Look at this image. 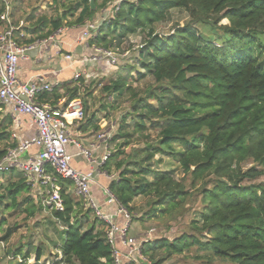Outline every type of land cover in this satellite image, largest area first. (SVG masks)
<instances>
[{
	"label": "trees",
	"instance_id": "16d2710c",
	"mask_svg": "<svg viewBox=\"0 0 264 264\" xmlns=\"http://www.w3.org/2000/svg\"><path fill=\"white\" fill-rule=\"evenodd\" d=\"M91 1L54 0L57 17L23 26L34 36L24 42L48 39L66 26L94 23L97 13L115 0H94L95 9ZM121 1L98 35L88 38L89 45L113 51L139 31L146 37L135 55L137 63L126 65L103 88L116 100L129 96L131 107L117 126L114 150L102 171L114 176L110 191L131 221L144 229L153 220L168 231L178 227L172 237L154 235L144 243L143 256L150 264L186 253L192 264H264V184H252L264 176V0ZM5 8L0 0V29L8 28L1 21ZM175 9L185 11L190 22L160 36L156 25ZM134 72L136 80H152L141 92L130 82ZM79 81L83 84L84 78ZM81 90L62 84L40 100L56 104L65 96L80 99L83 130L100 132V120L95 113L88 116ZM4 110L0 103V161L18 144L12 139L13 118ZM2 178V213L23 206H30L25 210L32 217L35 210L43 211L24 174L11 169ZM58 181L65 209L54 210V219L65 229L55 264H116L107 238L111 227L93 209L81 211L80 199L70 191L72 181ZM138 198L144 199L139 207L134 205ZM3 223L5 219L0 227ZM12 234L9 230L4 240ZM33 248L14 253L13 264H29L33 254L34 264H41L43 250Z\"/></svg>",
	"mask_w": 264,
	"mask_h": 264
},
{
	"label": "built area",
	"instance_id": "2783aa9c",
	"mask_svg": "<svg viewBox=\"0 0 264 264\" xmlns=\"http://www.w3.org/2000/svg\"><path fill=\"white\" fill-rule=\"evenodd\" d=\"M5 4V12L1 15V21L8 24V28L0 29V103L12 109V118L18 121L20 115H28L36 125V137L32 140L20 141L17 146L10 149L8 154L0 161V178L11 169H17L22 172L27 183L31 186V196L41 199V204L45 209L63 212L65 201L62 197V187L58 177L73 182V193L77 198L84 202V207L93 209L98 219L107 223L111 229L108 232V242L114 247V257L116 264H150L142 254L144 243L151 241L155 229L142 234L144 240L140 241L138 237L129 236L131 228V216L128 211L121 206L110 189L106 190L109 203L117 204L119 213L122 214L128 222L126 226L120 229L105 213H103L94 198L91 195L90 183L96 172H100L104 163L111 156L109 145L107 153L100 161L93 157V151L100 149L101 143L111 139V133L102 130L98 132L97 142L92 143L89 148H84L82 144L74 138L72 128L81 124L85 120V110L80 99L68 101L65 96L56 104L43 102L40 97L44 93H51L60 83H47L41 75L34 77V80L23 83L18 78L19 61L21 59L29 60L27 52L35 50L41 44L55 42L56 38L63 34L67 29L61 28L51 35L48 39L37 40L34 43L27 44L28 40L23 26L15 27L11 18V3L9 0H1ZM100 24L87 23L84 27V36L95 37L99 33ZM30 39V38H29ZM95 55L91 57L92 62H102L108 60L117 64L112 51L102 48L92 47ZM65 59L71 60V55L65 56ZM81 78H90L85 72H79L75 75V82H80ZM12 139L19 141V135L13 131ZM100 143V144H98ZM68 145H74L80 150V155L84 156L91 166V172L84 174L71 165L72 156L67 152ZM38 148L40 152L24 160V155L32 148ZM52 169V172L49 171ZM58 176V177H57ZM43 190H45L43 192ZM117 235L120 237L123 246L129 249L127 254H122L116 248Z\"/></svg>",
	"mask_w": 264,
	"mask_h": 264
},
{
	"label": "rangeland",
	"instance_id": "374dc122",
	"mask_svg": "<svg viewBox=\"0 0 264 264\" xmlns=\"http://www.w3.org/2000/svg\"><path fill=\"white\" fill-rule=\"evenodd\" d=\"M103 1L104 0H98V4H102ZM121 3V0L112 1L107 6V9L101 10L97 13L96 21L94 23L101 25L103 21H109L114 9H116L115 6H119ZM66 4L70 3L67 2ZM11 10L13 12L12 22L14 20V22L18 23V25L15 24V27L24 26L29 28L31 25L36 24L39 18L50 20L57 17L54 0H11ZM31 15L35 18L29 22L28 18ZM70 21L75 20L72 19ZM189 22L190 18L185 11L175 9L170 12L165 22L156 25V31L160 36L168 37L174 33L178 26L184 27ZM221 24H228V21L223 20ZM65 28L71 30L70 32L77 31L73 29L74 27L71 28L70 26H66ZM78 31L83 32L84 30L78 28ZM26 34L30 39L34 38L32 32H26ZM145 37L146 33L140 31L135 35H131L129 39L123 43L121 48L112 51L118 64L112 63L111 65L108 60H105V66H103L100 75L88 73L90 78L84 79V85L82 83L75 85L79 87L82 86L81 94L83 100L85 98L88 104V115L90 116L92 113H95L100 120V127H104V131L111 133V139L107 143L110 147L111 154L114 150L113 145H115L112 143V139L118 131L117 126L120 120L131 107V100L129 99V96L116 100L115 97H109L103 91V88L107 86L111 80L117 78L119 72H124V67L126 65L137 63L135 55L141 47L142 41ZM35 38L38 40L37 37ZM32 51H29L31 56H33ZM97 65H100V63H97L96 66ZM137 77L138 72H134L130 82L133 84V87L140 92L152 83V80L149 77L142 80H136ZM104 107H107L105 108V111ZM9 109L10 108L5 106L4 113L6 114ZM77 127L78 125L73 128V132ZM158 158L159 157H157V159ZM174 165V167H176V164ZM252 165L254 164H248L247 168L252 167ZM176 177L180 179L181 173L177 172ZM0 181L5 184V179H3L2 176ZM252 184H264V176L255 180ZM0 192L2 193L3 191ZM80 201L82 203L81 211L84 213L86 208L83 205L84 202L82 200ZM143 203L144 199L138 198L135 200L134 205L139 207ZM29 207L30 206H23L19 210H8L5 213L0 211V221L5 219V223L0 227V264H13L14 262L12 260L14 253H17L21 248L23 250L28 249L29 245H32V247H34L33 249L42 248L44 256L41 259V264H55L59 261V245L61 244L60 232L65 229V225L59 224L55 221L54 210L45 208L41 212L35 210V216L32 217L29 212H26L25 210ZM38 208L39 207L36 206V209ZM145 226L146 229H144L145 227L141 225L139 221H131L129 236H141L143 233L145 234V231L154 228V237H172L178 229V227H174L168 231L162 227L158 221L154 220L146 223ZM9 230H12L13 234L7 239V241H5L4 238ZM140 232L142 233L139 234ZM185 256H190V254L186 253L182 256H175L172 260H168L163 264H192V262L186 261ZM35 259V254H33L29 264H34Z\"/></svg>",
	"mask_w": 264,
	"mask_h": 264
},
{
	"label": "crops",
	"instance_id": "0c3cea01",
	"mask_svg": "<svg viewBox=\"0 0 264 264\" xmlns=\"http://www.w3.org/2000/svg\"><path fill=\"white\" fill-rule=\"evenodd\" d=\"M80 28L84 30V27ZM73 29L77 31L70 32L71 30L67 29L56 38L55 42L41 44L36 50L32 51L33 56L30 55V52H27L30 59H21L19 61V80L23 83H28L33 81L34 77L37 75H41L47 83L70 84V86L74 88L77 84V82H75V75L77 73L85 72L100 75L103 66H105L104 61L99 62L100 65L97 66V62L90 61L91 57L95 55V52L89 45V39L84 36L85 30L80 32L78 28ZM67 55H71V60L65 59ZM63 92L64 90L60 88V93L62 94ZM6 114L12 117V109H9ZM17 118L18 121L13 119L12 123V132L15 131L20 137V140L17 142L32 140L36 137L37 128L32 118L28 115H20ZM85 121L86 120L78 124V127L75 128L72 133L74 138L87 149L92 143L97 142L96 134L98 132L93 129L84 131L83 127ZM107 147V143H101L100 149L93 151V157L100 161L108 152ZM39 152L40 150L38 148H32L24 155V160L37 155ZM67 152L73 158L71 165L74 169L84 174H89L91 172L90 164L84 156L80 155V150L78 148L74 145H68ZM96 173L97 174H94L95 177L93 176V180L90 183L91 195L98 204L100 210L122 229L128 222L125 217L119 213L117 204H110L108 202L109 198L106 193V190L110 189L114 181V176L108 175L105 171H102V169L100 172ZM70 191L73 190L71 189ZM141 233L142 232L139 234ZM116 248L122 254H127L129 252V249L123 246L118 235L116 238Z\"/></svg>",
	"mask_w": 264,
	"mask_h": 264
},
{
	"label": "water",
	"instance_id": "95a60500",
	"mask_svg": "<svg viewBox=\"0 0 264 264\" xmlns=\"http://www.w3.org/2000/svg\"><path fill=\"white\" fill-rule=\"evenodd\" d=\"M92 9H95L94 0L91 1Z\"/></svg>",
	"mask_w": 264,
	"mask_h": 264
}]
</instances>
